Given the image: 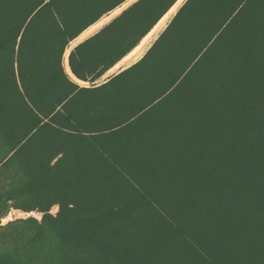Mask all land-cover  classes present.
Wrapping results in <instances>:
<instances>
[{"label":"trees","instance_id":"obj_1","mask_svg":"<svg viewBox=\"0 0 264 264\" xmlns=\"http://www.w3.org/2000/svg\"><path fill=\"white\" fill-rule=\"evenodd\" d=\"M122 1L0 0V217L42 212L16 222L43 264H264V0H186L138 61L77 85L65 47ZM174 1L134 2L72 73L93 82Z\"/></svg>","mask_w":264,"mask_h":264},{"label":"rangeland","instance_id":"obj_2","mask_svg":"<svg viewBox=\"0 0 264 264\" xmlns=\"http://www.w3.org/2000/svg\"><path fill=\"white\" fill-rule=\"evenodd\" d=\"M17 45L14 47V59L16 56ZM15 81L18 84V77L16 68L14 65ZM102 81V77H98L93 82H89L90 85H95ZM13 82H6V80H0V104L6 99H10L11 89ZM12 90V91H11ZM87 155H81V159L72 158L69 162V168L72 171H79L84 165L83 161ZM58 210V204H52L48 211L55 214ZM42 212L33 209L25 211L21 208L10 207L8 211L0 217V264H43L45 261L43 246L31 247L25 236L33 232V223L16 222L18 219H28L33 217L38 222L41 220ZM9 221H15L12 225L7 226ZM45 236L49 238L50 233L43 231ZM6 258H9L11 262L7 263Z\"/></svg>","mask_w":264,"mask_h":264},{"label":"bare ground","instance_id":"obj_3","mask_svg":"<svg viewBox=\"0 0 264 264\" xmlns=\"http://www.w3.org/2000/svg\"><path fill=\"white\" fill-rule=\"evenodd\" d=\"M134 1L136 0L122 1L121 4L111 9L108 13L101 15V17H99L97 20H95L87 27H85L76 37L72 39V41H70L68 46L64 49L62 56V67L67 75L75 79L68 63V55L71 47L78 41L85 39L88 35L98 30L105 23H107L113 16L118 14L120 11H122L124 8H126ZM182 3H184V0H175L166 9V11L156 20V22L148 29V31H146V33L139 39V41L110 67L107 73H111L118 69H124L125 67L138 61L144 55L147 49L151 46V44L154 42L156 37L159 35L160 31H162L165 28L169 19L176 13V11L179 9Z\"/></svg>","mask_w":264,"mask_h":264},{"label":"water","instance_id":"obj_4","mask_svg":"<svg viewBox=\"0 0 264 264\" xmlns=\"http://www.w3.org/2000/svg\"><path fill=\"white\" fill-rule=\"evenodd\" d=\"M124 10V9H123ZM157 38V37H156ZM85 39H83V40H81V41H78L77 43H75L72 47H71V49H70V51L75 47V46H77L79 43H81L82 41H84ZM70 41H72V40H70ZM70 41L68 42V44L70 43ZM68 44H67V46H68ZM152 45V44H151ZM66 46V47H67ZM65 47V48H66ZM148 50V49H147ZM64 52V51H63ZM70 53V52H69ZM63 56V55H62ZM132 65V64H131ZM130 66V65H129ZM129 66H127V67H129ZM127 67H125V68H127ZM124 68V69H125ZM109 69L110 68H108L102 75H101V77H102V81L101 82H99V83H97V85L98 84H100V83H102V82H105V81H107L110 77H112L113 75H115V74H117L118 72H120V71H122L123 69H118V70H116V71H113V72H111V73H107L108 71H109ZM74 75V74H73ZM73 82H75L77 85H79V86H90V84H89V82L88 81H85V80H82V79H80V78H77L75 75H74V77H75V79H73L72 77H70L69 75H67ZM81 83H80V82Z\"/></svg>","mask_w":264,"mask_h":264},{"label":"crops","instance_id":"obj_5","mask_svg":"<svg viewBox=\"0 0 264 264\" xmlns=\"http://www.w3.org/2000/svg\"><path fill=\"white\" fill-rule=\"evenodd\" d=\"M136 1H137V0H136ZM136 1H134V2H136ZM185 1H186V0H184V2H185ZM134 2H132L130 5H132ZM121 3H122V2H121ZM121 3H120V4H121ZM182 4H183V3H182ZM118 5H119V4H118ZM118 5H117V6H118ZM130 5H128L126 8H124V10L127 9ZM115 7H116V6H115ZM180 7H181V6H180ZM180 7H179V8H180ZM112 9H113V8H112ZM124 10L120 11L118 14H116L115 16H113V17H112L107 23H105V24H104L102 27H100L98 30L94 31L92 34L88 35L85 39H87V38L90 37L91 35H93V34H95L96 32H98V31H99L100 29H102L105 25H107L108 23H110L114 18H116L118 15H120ZM109 11H110V10H109ZM109 11H107V12H105V13H108ZM176 12H177V11H176ZM105 13H103L102 15H104ZM174 15H175V14H174ZM174 15H173V16H174ZM173 16L169 19L168 23H169L170 20L173 18ZM99 17H101V16H99ZM168 23H167V24H168ZM167 24H166V26H167ZM166 26H165V27H166ZM163 30H164V29H163ZM163 30H162V31H163ZM162 31H160V33H161ZM160 33H159V34H160ZM158 36H159V35H158ZM158 36H157V37H158Z\"/></svg>","mask_w":264,"mask_h":264}]
</instances>
